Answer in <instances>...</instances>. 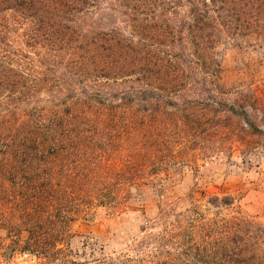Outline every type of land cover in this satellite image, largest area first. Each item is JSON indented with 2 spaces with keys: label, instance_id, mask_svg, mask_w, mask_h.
Returning a JSON list of instances; mask_svg holds the SVG:
<instances>
[{
  "label": "trees",
  "instance_id": "1",
  "mask_svg": "<svg viewBox=\"0 0 264 264\" xmlns=\"http://www.w3.org/2000/svg\"><path fill=\"white\" fill-rule=\"evenodd\" d=\"M252 35L264 0H0V264H130L82 259L73 224L167 155L264 135L263 100L225 86L217 56ZM206 203L231 213L179 215L146 239L151 263L264 264V225L233 196Z\"/></svg>",
  "mask_w": 264,
  "mask_h": 264
},
{
  "label": "rangeland",
  "instance_id": "2",
  "mask_svg": "<svg viewBox=\"0 0 264 264\" xmlns=\"http://www.w3.org/2000/svg\"><path fill=\"white\" fill-rule=\"evenodd\" d=\"M217 51L224 85L256 94L264 102V45L252 35L222 43ZM41 97L46 99L48 93ZM247 136L250 143L245 147L235 143L232 150L216 151L214 142L198 141L182 154L167 155L166 166H157V173L124 188L115 212L99 206L78 219L71 248L87 260L94 248V258L119 256L130 258V264H152L156 243L146 239L170 228L179 215L194 207L206 219L231 213L207 205L212 195L233 196L234 208L264 225V135ZM30 258L16 256L7 264H30Z\"/></svg>",
  "mask_w": 264,
  "mask_h": 264
}]
</instances>
